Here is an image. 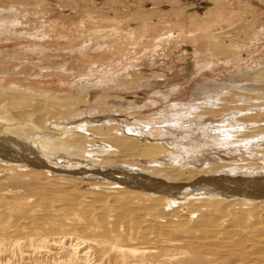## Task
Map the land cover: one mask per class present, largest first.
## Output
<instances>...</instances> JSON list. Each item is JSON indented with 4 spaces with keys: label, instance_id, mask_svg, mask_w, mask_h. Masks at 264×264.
I'll return each instance as SVG.
<instances>
[{
    "label": "bare ground",
    "instance_id": "obj_1",
    "mask_svg": "<svg viewBox=\"0 0 264 264\" xmlns=\"http://www.w3.org/2000/svg\"><path fill=\"white\" fill-rule=\"evenodd\" d=\"M259 68L257 81L203 85L150 123L76 122L71 106H48L57 99L50 94L0 89V264H264V187L256 184L264 178L225 176L257 175L249 162L264 160ZM151 82L144 90L155 88ZM147 94L139 108L158 103ZM78 100L80 114L100 113V100L87 93ZM208 147L241 156L206 161L200 153ZM76 163L97 167L100 181L80 180L87 170L51 174L54 164Z\"/></svg>",
    "mask_w": 264,
    "mask_h": 264
},
{
    "label": "rangeland",
    "instance_id": "obj_2",
    "mask_svg": "<svg viewBox=\"0 0 264 264\" xmlns=\"http://www.w3.org/2000/svg\"><path fill=\"white\" fill-rule=\"evenodd\" d=\"M263 66L264 0H0V89L18 88L38 99L50 94L57 99L46 98L48 106L63 112L61 104L71 106V113L77 112L71 120L76 122L147 123L169 105L190 102L203 85L241 77L245 84L255 82L254 74ZM151 81L155 88L144 90L143 84ZM86 93L100 100V113L80 114L83 105L78 99ZM144 93L149 102L158 103L139 108ZM10 104L19 105V111L32 105L14 100ZM205 119L220 122L222 116ZM231 153L208 147L200 157L232 164L241 154ZM250 161L257 175L242 169L225 176L264 178V160ZM247 163L240 162L246 168ZM83 165L54 164L50 171L59 177L87 170L90 174L81 179L76 175L78 179L99 182L92 174L98 168Z\"/></svg>",
    "mask_w": 264,
    "mask_h": 264
}]
</instances>
